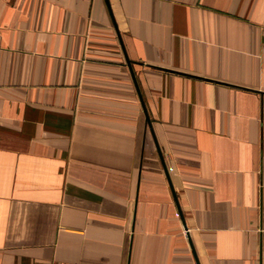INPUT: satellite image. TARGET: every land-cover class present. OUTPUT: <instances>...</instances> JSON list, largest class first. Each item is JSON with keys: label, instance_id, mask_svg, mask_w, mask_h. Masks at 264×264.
<instances>
[{"label": "crops", "instance_id": "obj_1", "mask_svg": "<svg viewBox=\"0 0 264 264\" xmlns=\"http://www.w3.org/2000/svg\"><path fill=\"white\" fill-rule=\"evenodd\" d=\"M0 264H264V0H0Z\"/></svg>", "mask_w": 264, "mask_h": 264}, {"label": "water", "instance_id": "obj_2", "mask_svg": "<svg viewBox=\"0 0 264 264\" xmlns=\"http://www.w3.org/2000/svg\"><path fill=\"white\" fill-rule=\"evenodd\" d=\"M148 120V118H146Z\"/></svg>", "mask_w": 264, "mask_h": 264}]
</instances>
